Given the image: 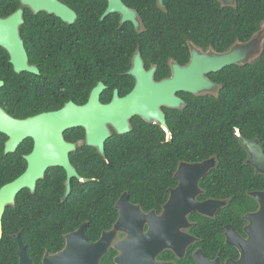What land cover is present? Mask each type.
I'll list each match as a JSON object with an SVG mask.
<instances>
[{
	"label": "flooded vegetation",
	"instance_id": "flooded-vegetation-1",
	"mask_svg": "<svg viewBox=\"0 0 264 264\" xmlns=\"http://www.w3.org/2000/svg\"><path fill=\"white\" fill-rule=\"evenodd\" d=\"M58 1L76 15L72 23L55 14L36 13L29 1L0 0V21L5 23L0 30L1 35L7 40L16 36L22 40L27 53L26 65L31 70L17 69L12 62L9 49L0 46V84H2L0 86L2 114L0 115L1 120H5L2 124L6 129V132H0V191L27 172L30 166L29 157L36 153L37 142L32 135L36 133L35 123H31L33 119L59 111L69 102L78 106L87 104L91 94L100 85L104 87L100 96L103 105L112 104L116 92H118L119 99H125L135 91L139 84V79L132 74L138 56L146 72L155 70L153 81L160 83L174 78L175 66L188 67L194 51L203 54L214 52L212 49L205 51L189 42L187 44L188 61L183 65L176 57L178 49L176 45L172 49V55H170V49L167 52L160 49V43L169 37L170 16L176 11L170 8V5L177 3V0H163L162 2L160 0H121L125 7L135 13L137 26L130 20H125L121 13L111 12L110 0ZM36 70L38 73L35 72ZM207 78L211 80L210 75ZM219 91L220 87L216 94L201 96H217ZM189 95L191 94L185 92L176 93V96L183 101L180 108L161 107L167 124L170 116L184 111L188 105ZM129 124L131 132L126 135H119L115 128L109 125L111 139L115 136H130L142 127L143 129L147 127L151 134L156 131L155 127L162 128L166 132L158 123L146 122L139 116L130 119ZM64 138L67 143L75 146L69 158L83 180L73 179L71 193L66 197V172L61 168L49 169L44 179L37 183L34 192L27 188L23 189L17 195L14 204L6 207L3 218L10 212L16 222L13 224L2 222L0 245L17 247L15 257L18 259V264H20L18 257L20 246L25 248L33 264H45L46 259L50 260L51 257L65 251L67 236L74 233L65 235V246L61 251L57 253L45 251L40 260L35 259L28 250L29 247L34 246L30 234L37 232L43 226L36 222L34 214L36 210L41 209L40 207L50 208L52 188L58 189L59 185L61 195L64 190L61 201L65 203L72 196L75 182L86 184L84 179H88L82 174L87 167L85 159L90 154L88 148H92L86 144V131L82 128L72 129L65 132ZM107 144L108 142L105 145V156H102L98 149H92H96L109 164L106 158ZM14 147L15 149L11 151ZM152 150H149L150 155H153ZM128 155L137 154L130 152ZM96 180L98 179H91L90 182ZM53 181L57 187L52 184ZM43 183H46V186H43L44 193L38 195ZM178 186L179 183L176 188ZM176 188L169 189V197L164 204L160 205V209L153 207L148 211L142 205L133 203L129 193L124 194L128 195L130 204L138 207L146 217L154 214L156 218H162L170 200V191ZM200 190L202 193L196 198L199 204L215 201L203 198L205 192L201 187ZM262 192L264 191L249 193V196L257 203L258 209L243 215L239 222H233L230 217L227 220L229 223L223 225L204 221V218L215 219L228 205L214 212L213 217L191 212L186 218V224L178 227V233L186 237L187 241L181 240L176 247L163 249L156 256L155 262L157 264H201L202 261L204 264L239 262L242 258L241 250L228 242L229 240H248L247 229L251 223L247 217L260 211V204L253 194ZM121 197L115 204L119 216L116 223L110 230L103 231L99 239L91 241L88 238L91 243L98 242L104 233L114 230L120 218L117 204ZM85 224L88 225V233L89 222L83 223L79 229ZM149 229L150 226L146 222L144 234H147ZM126 237V233L118 232L99 264H105V259H109L114 252L116 255L112 256V261H108V264H116V258L119 256L116 246ZM37 241L41 244L40 239Z\"/></svg>",
	"mask_w": 264,
	"mask_h": 264
},
{
	"label": "trees",
	"instance_id": "trees-1",
	"mask_svg": "<svg viewBox=\"0 0 264 264\" xmlns=\"http://www.w3.org/2000/svg\"><path fill=\"white\" fill-rule=\"evenodd\" d=\"M177 1L170 5L176 11L170 16L169 37L159 46L166 52L170 49L172 55L176 45V57L183 65L188 61L189 42L223 54L262 32L264 0H235L232 6L218 0ZM210 78L220 87L219 94L189 95L184 111L168 119L171 139L159 127L153 134L142 127L130 136H115L107 144L109 164L96 149L88 148L90 154L82 174L98 180L75 182L72 196L65 203L61 201L64 190L61 195L59 185L58 189L52 188L50 208L40 207L41 211L34 214L36 222L43 225L30 234L34 246L28 250L35 259L40 260L45 251H61L65 235L85 222L90 224L88 238L99 239L116 223L119 216L115 204L126 192L146 211L160 209L169 197V189L178 185L175 174L182 163L199 164L213 158L217 161L216 168L200 182L203 198L229 203L215 219L204 221L223 225L230 217L239 222L243 215L258 209L249 193L264 191V175L248 164L250 157L242 140L258 142L264 151V48L250 64L228 67ZM130 152L137 155L129 156ZM52 184L57 187L54 181ZM43 186L46 183L38 195L44 193ZM3 222L13 224L16 220L9 212ZM16 250L0 245V264H18ZM112 256L104 263L111 262Z\"/></svg>",
	"mask_w": 264,
	"mask_h": 264
},
{
	"label": "water",
	"instance_id": "water-1",
	"mask_svg": "<svg viewBox=\"0 0 264 264\" xmlns=\"http://www.w3.org/2000/svg\"><path fill=\"white\" fill-rule=\"evenodd\" d=\"M28 1L36 13L55 14L70 23L76 17L58 0H25ZM218 1L224 6L235 4V0ZM110 3L111 12L121 13L125 20L138 25L135 21V13L125 7L121 0H110ZM4 25L5 23L0 21V30ZM261 44L260 33L250 42L237 44L223 54L214 52L203 54L194 51L188 67L175 66L174 78L160 83L153 81L155 70L146 72L138 56L132 74L139 79V84L125 99H119L116 92L114 102L103 105L100 96L104 87L100 85L91 94L87 104L78 106L69 102L59 111L33 119L31 123H35L37 134L32 135L37 142V150L29 157L30 166L27 172L0 191V230L6 207L14 204L17 195L23 189L27 188L34 192L37 183L44 179L49 169L61 168L66 172V197L71 193L72 180H83L70 162L69 155L75 150V146L66 142L65 132L77 128L84 129L87 146L98 149L102 156H105V145L111 139L109 125L113 126L119 135L129 134L131 132L129 120L135 116L149 123H158L171 139V132L161 107L180 108L183 101L176 96V93L185 92L194 96L216 94L219 86L207 76L220 73L231 66L250 64L261 54L263 50L260 49ZM0 46L9 49L12 62L17 69L30 70L26 65L27 53L19 37L7 40L0 32ZM35 72L38 73L37 70ZM0 114H2L1 110ZM4 121L2 119L0 122V132H6L2 124ZM242 143L249 153L248 164L254 167L258 174L264 175V151L260 144L246 140H242ZM14 149L15 147L11 148V151ZM216 166L215 158L193 165L182 163L175 174L179 186L170 191V200L162 218H156L154 214L146 217L138 207L130 204L128 195L124 194L117 204L120 218L112 232L104 233L98 242L91 243L87 237L88 225L85 224L78 231L67 236L65 251L51 257L50 260L46 259L45 264H99L118 232L126 233L127 237L116 246L119 252L116 264H157L155 258L163 249L176 247L178 242L186 240V237L178 233V227L186 224V218L191 212L213 217L214 212L227 205L226 201L199 204L196 200L202 193L199 187L201 180ZM84 182L88 183L90 180L84 179ZM253 196L260 204V211L247 217L251 223L247 229L248 240L228 242L242 252L241 260L233 264H264V192L254 193ZM146 222L150 229L144 234ZM18 257L20 264H33L23 246H20ZM201 264L204 262L202 261Z\"/></svg>",
	"mask_w": 264,
	"mask_h": 264
},
{
	"label": "rangeland",
	"instance_id": "rangeland-1",
	"mask_svg": "<svg viewBox=\"0 0 264 264\" xmlns=\"http://www.w3.org/2000/svg\"><path fill=\"white\" fill-rule=\"evenodd\" d=\"M261 40H262V44L260 46L261 47L260 49L262 50L264 48V25H263L262 32H261Z\"/></svg>",
	"mask_w": 264,
	"mask_h": 264
},
{
	"label": "clouds",
	"instance_id": "clouds-1",
	"mask_svg": "<svg viewBox=\"0 0 264 264\" xmlns=\"http://www.w3.org/2000/svg\"><path fill=\"white\" fill-rule=\"evenodd\" d=\"M215 201H218V200H215ZM221 202H225V201H221ZM227 202V205H228V201H226Z\"/></svg>",
	"mask_w": 264,
	"mask_h": 264
},
{
	"label": "bare ground",
	"instance_id": "bare-ground-1",
	"mask_svg": "<svg viewBox=\"0 0 264 264\" xmlns=\"http://www.w3.org/2000/svg\"><path fill=\"white\" fill-rule=\"evenodd\" d=\"M111 17V16H110Z\"/></svg>",
	"mask_w": 264,
	"mask_h": 264
}]
</instances>
